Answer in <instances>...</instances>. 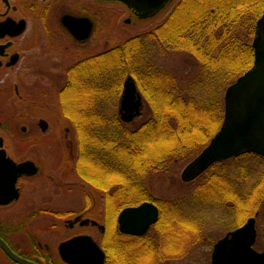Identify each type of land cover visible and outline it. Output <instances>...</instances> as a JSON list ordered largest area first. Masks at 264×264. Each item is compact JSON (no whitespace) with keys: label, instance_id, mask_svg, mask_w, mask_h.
I'll return each mask as SVG.
<instances>
[{"label":"trees","instance_id":"1","mask_svg":"<svg viewBox=\"0 0 264 264\" xmlns=\"http://www.w3.org/2000/svg\"><path fill=\"white\" fill-rule=\"evenodd\" d=\"M263 10L264 0H178L159 23L97 54L84 66L81 77H69L59 93V104L76 129L77 173L89 184L98 181L103 187L116 188L119 195L114 199L121 205L151 200L145 180L148 173L166 168L173 158L191 160L221 127L225 88L253 63L252 39ZM154 46L188 51L200 62V74L190 81L189 97L177 76L149 60V48ZM129 74L152 112L136 128L128 127L118 112L123 81ZM249 157L264 160L253 152L231 160ZM249 168L245 163L240 167L245 184L252 177ZM210 180L199 198L207 204L230 202L240 215L236 224L261 210L264 171L246 189H238L235 182L223 177ZM125 191L128 197H124ZM154 201L163 210L160 223L170 230V252L175 243L181 245L190 237V213L181 203ZM194 220L195 230H199L201 222ZM172 236L177 241L171 242ZM122 241L110 249L106 264L152 261L143 245L142 258H127Z\"/></svg>","mask_w":264,"mask_h":264},{"label":"flooded vegetation","instance_id":"2","mask_svg":"<svg viewBox=\"0 0 264 264\" xmlns=\"http://www.w3.org/2000/svg\"><path fill=\"white\" fill-rule=\"evenodd\" d=\"M104 1L111 3L113 0H0V238L15 254L40 264H70L62 257L59 245L77 236H91L99 244L106 254L104 264L108 263V260L110 262V249L114 248L115 244L120 243L122 238L124 239L122 243L127 258L135 259L137 256L142 258L143 245L146 247V255H151L152 261L148 264H165L170 259H177L189 253L205 226L201 221L203 219L193 214L191 207L187 204L188 202H182L190 213L188 214L192 225L190 237L183 240L181 245L175 243L168 252L167 242L170 230H167L166 226L160 223L163 210L160 204L154 200L167 201L175 205L181 201L178 198L153 197L151 200L147 199L142 202L152 201L158 207L157 221L151 224L144 233L122 231L118 221L119 213L128 206H136L142 202L121 205L119 200L115 202L114 199L119 195L116 188L103 187L98 181L91 184L86 182L75 168L77 157L73 158L76 174L82 181L89 184L91 189L82 191L85 203L80 209H76L78 213L69 217L63 216L64 226L59 225L55 228L54 225L53 227L60 235L64 234V229H73L76 226H80V228L72 231L69 235H64L58 245L53 247L48 242L44 243L36 237V235H49L51 230L49 224L44 223L41 229L42 223L35 227L31 220L42 212L49 216L51 212L74 210L51 209L50 206H43L34 209L31 213H24L21 219L18 218L19 211H22L21 206H24L23 203L20 205L22 198L29 193L32 194L29 190L26 191L25 187L40 177L43 180L46 179L48 174L46 172L47 166H45L46 157H34L32 152L35 151V146H43L47 140L50 141L52 136L49 137L50 139L42 137V132L47 128L43 130L40 123L41 119H44L49 125V121L44 114H36L35 112L38 108L47 111L55 108H52L48 102H45L46 107L34 105L35 94L45 95L50 91L49 87L45 84L40 85L38 81L42 79L57 81L61 78L65 80L63 85L56 90L59 103V93L69 77H81L83 68L88 65V61L95 60L97 54L118 44H108V47L102 51L89 48L98 39V16L100 13L103 14L105 10H108L109 13L117 12L119 15L118 22L128 27H134L138 22H142L140 29L135 31L133 35L147 30L145 20L125 4L120 3L123 8L116 9V11L114 5L112 7H109L111 5H103L101 2ZM68 16L86 18L87 27L83 26L84 21L82 20L76 22L74 28L78 35L74 34L64 23V17L72 20V17ZM89 22L91 24L89 32L87 36H84L88 30ZM131 36L129 35L127 38ZM84 48L87 50L85 51ZM29 77L37 78V80H33L36 82H32L23 88L22 82L28 80ZM20 123L21 125H19ZM64 130L66 133L70 129L64 127ZM63 140L65 141V139ZM63 159L66 162L64 165L66 169L70 157ZM23 162H29L25 166L27 172L19 175L18 165ZM201 193L199 192L197 197ZM125 195L126 191L124 197ZM99 197L103 201L101 215L89 214L90 212L96 213ZM126 197L128 196L126 195ZM199 200L201 199L199 198ZM26 208L24 206L23 211L28 212ZM118 208V213L115 215ZM229 211L230 215L237 219L238 211L233 209ZM256 214L258 215V212ZM195 218L201 222L199 230H195ZM86 219L88 221L83 223ZM243 224L244 222L236 226H229L230 228L226 233L213 243V247L229 231ZM87 226H91V230H81ZM20 234L22 237L25 236V239L19 240ZM25 241L28 244H25ZM172 241H177V236H172ZM146 259L149 258L146 257ZM0 264L21 263L14 260L0 245Z\"/></svg>","mask_w":264,"mask_h":264},{"label":"rangeland","instance_id":"3","mask_svg":"<svg viewBox=\"0 0 264 264\" xmlns=\"http://www.w3.org/2000/svg\"><path fill=\"white\" fill-rule=\"evenodd\" d=\"M177 2L178 0H175L172 6ZM101 3L107 6L111 5L109 7L114 5V8L116 7L115 10L123 8L122 4L118 2ZM170 9L166 15L170 12ZM161 11L156 17L154 16L146 20V28L150 27L151 24L159 22L163 19V10ZM183 11L188 12V9L184 8ZM103 12V14L100 13L98 16V39L97 41L95 40L89 48L102 51L108 47V44L121 43L129 35H133L135 31L140 29L142 22H138L134 27H128L118 22L119 15L117 12L113 11V13H109L108 10ZM180 14L178 16H180ZM246 33L247 32H245V36ZM84 49L85 51L87 50V48ZM149 49V54H147L149 60L155 63L156 67L159 68V66H161L177 76L180 84L185 88V92L183 91L184 95L189 97V95H191V92L189 91V86H191L190 81L200 74L201 71L200 62L196 59V57L185 50L167 49L163 47L158 48L157 46L150 47ZM33 80H37V78L29 77L28 80L26 79L24 82H22L23 88H26L32 82H36ZM64 81L65 80L63 78L57 81H48L43 79L38 81L40 82V85L45 84V86L49 87L50 91L45 95L35 94V97L33 98L35 101L34 105L46 107L45 102H48L52 108H55L51 111L43 109L41 110V108H38L35 112L36 114H44V116L49 121L47 129L42 132V137H45V139H50V136L53 137V139L51 137L50 141L47 140L43 146H35V151L32 152L34 157H46L45 166H47L46 172L48 174L46 179L43 180L40 177L35 179L34 183L25 187L26 191L29 190L32 194L29 193V195L24 196L20 202V205L23 203V205L27 207L26 209L28 212L23 211L24 206H21L22 211H19L18 215V218L21 219L24 213H31V211L34 209L43 206H50L51 209L74 210L58 211L56 213L51 212L49 216L42 212L31 220L32 225L35 227L37 224L42 223L40 227L41 229L44 223L49 224L51 228L50 234H45L47 236L36 235V237L37 239L42 240L44 243L48 242L50 245H53V247L58 245L59 241L62 240L64 235H69L72 231L80 228V226H76L73 229H64V234L60 235V233L57 232L53 226L55 225V228H57L56 226L59 225L64 226L62 220L63 216L69 217L78 213L76 209H80L85 203L83 192H85L87 189H91L89 184L85 183L78 177L74 168L73 158L76 157L77 154L76 129L69 117H66L63 114V110L61 111L58 103V95L56 92L57 88L61 87ZM196 96H199L198 92L196 93ZM80 98L79 92V94H76V99L78 100ZM151 114V108L143 96V107L140 115L135 116L132 121L126 124L130 128H136ZM19 125H21V123ZM64 127H68L70 130L65 133ZM63 139H65V141ZM206 145L199 152L197 151L198 153L196 152L193 157H196L206 147ZM64 157H70V161L66 169L64 167V165H66V162L63 161ZM189 161L190 160H185L182 158H173L166 162V168L162 169L161 167V170L159 171L153 170L151 173H148L145 178L153 197H167L173 199L178 198L181 201L180 203L183 205L185 202H188L187 204L189 207H191L190 209H192L193 214L201 217V219H203L201 220L202 223L205 224L204 228L202 229L201 236H199V238L196 240V243L192 246L190 252L180 258L170 259L165 264H210L213 243L226 233V231L230 228L229 226L239 225L235 223L234 217L230 215L229 210L233 209L230 202H226V204L223 205L216 203L212 206V204L204 203L199 200V197H197L199 192H201L203 185L206 187L209 186L212 176L226 178L227 180L235 182V185H237L238 189H246V187L251 185L253 181H256L259 173L264 171V160L262 159H251L250 157L240 160L227 159L215 163L206 172L195 179L191 181H184L181 178V172ZM242 163H245L246 166L250 167V173H252V177L246 184L244 181L242 182V179L240 178V167ZM98 200L99 205L97 207L96 213L90 211V213H87L91 215H101V205L103 201L101 197H99ZM260 209L261 210H259L258 215L256 214V227L258 236L254 246L258 250H264V203ZM83 212H86V210H83ZM252 215H254V213L248 214L246 219ZM239 217L240 215L238 214L237 218ZM91 228V226H87L81 228V230L89 231ZM203 236H205V238H203ZM22 239H25V236L22 237L20 234L19 240ZM26 241L25 244H28Z\"/></svg>","mask_w":264,"mask_h":264},{"label":"water","instance_id":"4","mask_svg":"<svg viewBox=\"0 0 264 264\" xmlns=\"http://www.w3.org/2000/svg\"><path fill=\"white\" fill-rule=\"evenodd\" d=\"M174 1L113 0L112 2L125 4L146 23L147 19L156 17L161 10L165 15ZM85 19L73 16L72 20H69L64 17V23L78 35L74 28L75 24L82 20L83 26L87 27ZM90 26L89 22L84 36H87ZM252 46L254 49L252 66L227 86L224 95L223 123L206 147L184 167L181 172V178L184 181L195 179L215 162L243 152L250 151L264 156V11L256 21ZM142 105V94L138 90L134 77L129 75L124 80L121 97L122 119L129 122L140 115ZM40 123L45 130L47 121L41 119ZM27 164L29 162L19 163V175L27 172L25 169ZM158 215V207L152 201L128 206L119 213L120 229L125 232L144 233L157 221ZM87 221L88 219L83 223ZM93 223L96 222L93 221ZM255 223L256 217L250 216L243 225L229 231L225 237L219 239L214 244L210 264H264V251L254 248L257 237ZM0 245L21 264H40L15 254L1 238ZM59 251L70 264H104L106 255L91 236L71 238L59 245Z\"/></svg>","mask_w":264,"mask_h":264}]
</instances>
